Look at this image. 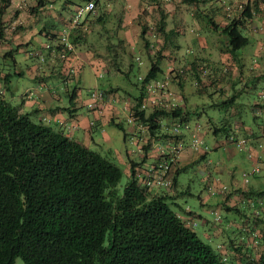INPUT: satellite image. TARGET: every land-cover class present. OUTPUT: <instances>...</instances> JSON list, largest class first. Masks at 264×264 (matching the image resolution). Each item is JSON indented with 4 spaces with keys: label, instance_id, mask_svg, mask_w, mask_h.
I'll list each match as a JSON object with an SVG mask.
<instances>
[{
    "label": "trees",
    "instance_id": "16d2710c",
    "mask_svg": "<svg viewBox=\"0 0 264 264\" xmlns=\"http://www.w3.org/2000/svg\"><path fill=\"white\" fill-rule=\"evenodd\" d=\"M53 1L36 0L35 4L30 6L29 12L37 16ZM72 1L61 0L62 6L71 4ZM147 1L155 2L161 11L159 22L155 27L146 20L140 25L141 47L146 51L150 67L145 74L137 77V82L134 84L138 91L125 92L133 101L129 108L132 110L134 124L136 122L143 124L148 135L138 136L141 137L139 140L143 139L137 149L138 156H131L130 151L126 154L127 160L123 162L128 179L121 190L117 187L122 175L117 157L110 158L102 153L101 146L99 149L90 148L76 137L66 124L40 117L37 115L39 107L30 110L21 109L23 97L16 104L11 102L9 96H14L10 85L11 76L24 73L21 69H17L19 64L16 62V53L21 45L16 43L3 53L4 57L10 60L13 69L0 74V264H14L17 256L25 264H224L225 256L217 253L193 230L195 224L192 219L193 211L188 209L184 211L186 214H180L174 211L168 202V199L174 201L176 196L189 192L187 188L180 190L178 187V175L186 167V164L180 165L179 156L188 148H184L183 144L177 159L170 165L167 171L170 176L168 186L145 184L143 180L144 171L148 167L145 163H148L150 157V146L156 143L154 150H158L162 144L164 153L168 156L167 152L171 146L176 145L178 141L185 143L184 133L179 126L185 127L184 123L190 121L192 113V110L182 105L179 99L173 102L174 104L161 102L157 106L140 108L145 100L146 84L151 80H158L154 77L157 72H164L159 64L165 57L161 49L168 44L175 30L179 32L174 27L166 28L168 14L162 10V0H141L144 10H146L144 3ZM215 1L179 0L180 3L196 6L191 13L193 20L200 22L205 15V24L224 34L226 50L236 59L235 51L249 41V37L242 32V29L253 19L254 12L259 10L264 0H246L240 10L235 7L231 12L224 7L221 8ZM108 2L109 0H94L93 10L85 12L78 25L71 29L69 38L75 45L89 43L90 47H102L103 54H111L115 71L128 78L131 60L127 67H124V57L131 59L133 54L126 45L125 39L118 37L117 42H114L111 35L107 34L103 42L101 38L103 33H97L95 30L96 23H102L113 13L107 7ZM207 3L209 9L203 10L201 5ZM9 4L10 0H0V18ZM222 9L226 16L231 13L224 23L214 18V14ZM15 11L18 12L19 9L16 8ZM52 20L42 22L39 34L44 32L43 36L46 38L60 40L59 34L62 30H57L54 23L56 20ZM87 26L91 28L88 30ZM113 31L116 33L117 30ZM92 33L96 35L93 38ZM147 33L163 36V43L160 48L155 49V52H151L152 43ZM0 34H3L2 26H0ZM194 44L198 42L195 40ZM62 45V42H58L56 49L60 51ZM45 55L44 61L40 63L50 64L49 75L63 76L60 66L62 61H57V64L50 63L47 57L48 50ZM198 61L199 59L195 57L189 63V69L195 76L205 69ZM207 62H211V59ZM137 69L139 70L138 63ZM183 73L185 68H176L175 77L179 86H182L184 81ZM47 76L35 74L36 78L44 82L47 81ZM167 78L169 79L168 74L164 78L166 82ZM71 80L69 79L59 91L68 95L70 104L56 106L68 112L75 108L73 100L80 93L76 84L70 85ZM117 89L118 87L110 85L100 90L105 93ZM7 92L8 96H6ZM181 99L183 102L185 96L183 95ZM234 100L235 95H232L224 102L228 104L227 106H231ZM83 106L87 108L86 100ZM101 106L99 104L93 111H98ZM253 107L264 109V102H254ZM91 120L92 124L89 126L93 127L94 119ZM207 121L209 131L214 136L223 133L227 143L229 136L245 138L242 144L231 142L237 147L248 144L249 159L253 160L252 157L255 156L252 167L242 172H246V175H254L261 171L258 160L262 153H254L251 145L253 140H250V137L254 139L260 134L264 135L262 129L251 130L248 131L249 133L246 131V134L240 136L238 135L240 126L237 121L234 127L225 116L219 121L209 117ZM108 122L121 128L123 138L126 139L128 132L122 119L117 120L112 116ZM176 122L179 124H175ZM188 128H191V125ZM207 131L199 123L197 134L201 141ZM192 153L193 150L190 154L191 161L195 162L206 158L207 152L203 149L197 156ZM157 159L160 160L155 155L152 161ZM255 163L259 166V171L252 172ZM234 173V170H230V174L235 177ZM220 179H216L219 180L217 185L207 186V192L218 193L221 196L217 204H221L223 208L218 210L216 216L218 215L219 219L214 218L215 222L224 227L222 222L226 218L223 212L235 209L241 213L243 216L241 218H244L242 224L245 223L247 213L243 212L239 205H243V202H247L246 199L255 196L263 198L264 188L251 191L246 187L245 180L239 187L236 178L232 182V178H229V185ZM231 187L242 192L240 199L237 200L239 208H232L235 206L227 202ZM205 221H208L207 218ZM234 247L238 251L240 246ZM263 261L264 250L260 253L257 263Z\"/></svg>",
    "mask_w": 264,
    "mask_h": 264
},
{
    "label": "rangeland",
    "instance_id": "374dc122",
    "mask_svg": "<svg viewBox=\"0 0 264 264\" xmlns=\"http://www.w3.org/2000/svg\"><path fill=\"white\" fill-rule=\"evenodd\" d=\"M86 1L73 0V3L62 6L61 0H54L37 16H34L29 12V8L35 4L36 0H10V4L5 8L0 18V26L3 28V34H0V74L13 69L10 60L5 58L3 53L16 43L21 45L16 53V62L19 64L17 69H21L24 73L19 76L14 74L11 76L10 85L14 96H9V98L12 103H18L21 96L29 94L37 82L40 88L50 90V94L59 93L69 79H72L70 85L76 84L82 94H86L90 89H103L112 85L118 89L106 91L107 94L103 102L117 105L118 111L111 109L110 114H113L111 116L117 120L126 118L129 123H133L132 110L129 108L133 101L125 91L137 92L138 88L134 84L137 82V77L145 74L150 67V60L146 51L141 47L140 25L142 21L146 20L155 27L159 22L161 11L155 2L147 1L144 3L146 6V10H144L141 0H109L107 7L110 12H113L112 15L107 16L102 23H96L95 30L97 33H103L101 35L102 40L107 34L111 35L114 42H117L118 37L125 39L126 45L133 54L131 59L124 57V67H127L131 60V71L127 78L124 74L115 71L111 54H103L104 49L102 47H90L89 43L75 45L70 40L71 29L78 25L84 14L67 31L68 42L51 40L45 36L37 39L38 29L42 22H50V20L59 17V21L66 23L64 28L66 29L74 15V9ZM245 1L216 0L215 2L221 8L224 7L231 12L235 7L240 10ZM208 5L207 3L201 6L203 10H207L209 9ZM161 7L168 14L166 28L174 27L179 32L175 30L167 42L168 44L164 49H161L165 57L160 60L159 64L164 72H157L154 77L162 81L168 74L169 79L167 78L165 93H161L164 96L160 101L169 105L179 99L182 105L184 104L192 110L190 122H198L203 129L208 130L203 140L197 143V147L192 148L189 144L192 128L179 126L185 136L184 148H188L186 150L190 152L193 150L195 154H192L196 156L203 149L207 153L206 158L195 162L191 161V156L181 159L182 165L186 164V167L178 175V187L180 190L187 188L189 192L176 196L174 201L168 199V202L171 208L180 214H186L184 211L188 209L193 211L192 219L195 222L193 230L200 238L209 243L217 253L225 256L224 264H259L260 262H257L260 259V253L264 250V197L255 196L252 199H246L247 202H243V205H239L241 210L247 213L243 224L244 218H241L243 216L240 212H223L226 218L222 222L224 230L219 232L220 225L215 222L214 218L218 210L223 207L221 204L217 205L218 193L207 192V186L210 184L217 185L219 180L216 181V179L219 178L229 185L228 171L230 170L235 171L234 174L240 187L245 180L241 172L242 170L248 171L252 167L255 156L252 157L253 160L249 159L248 144L237 147L234 143H227L223 133L214 136L209 131L207 120L212 117L215 121H219L225 116L233 124V127L237 121L240 126L238 128V135L240 136L246 134V131H261V129L264 131V109L253 107L254 102H264V3L260 5L259 10L254 12V17L249 24L242 29V32L249 37V41L235 51L236 59L232 58V55L226 50L224 34L205 24V15L200 22L193 20L191 13L196 6L180 3L179 0H162ZM16 8L19 9L18 12L15 11ZM225 14L222 9L214 14V18L224 23L226 18L231 16V13L228 16ZM90 28L87 26L88 30ZM114 29L117 30L116 33H113ZM94 35L92 38L96 36ZM147 37L152 43L151 52H155V49L160 48L163 43L162 34L147 33ZM195 40L198 44H194ZM58 42L63 43L60 51L56 49ZM45 43L48 46H45ZM47 50L50 63L57 64V61H62L60 66L64 73L63 76L51 77L49 75L50 64L40 63L44 61ZM195 57L205 68L198 76L193 75L192 70L189 69V63ZM210 59L211 62H207ZM179 67L185 68V73L182 75L184 78L182 86L178 85L175 77L176 68ZM35 74L50 76L46 77L48 83L38 77L36 78ZM26 87L27 92L22 94ZM183 95L185 100L182 102ZM232 95H235V100L231 106H227L228 104L224 100ZM6 96H8V92ZM148 97L149 93L146 89L144 101ZM57 121L65 124L62 119ZM128 128V132L135 131L136 133L128 134L126 139L123 138V130L111 122L105 125L108 137L103 139L99 133L95 135L101 146V152L110 158L117 157L120 161L122 175L117 183L119 190L123 188L128 179L124 164L127 160L126 154L130 151L131 156H138L137 149L143 141V139L139 140L141 137L136 136L137 132L140 135H148L146 128L140 122L133 123L132 127ZM263 138L264 135L261 134L254 139L252 136L250 137V140H253L251 145L254 153H262L258 160L261 171L254 175H247V180H245L247 183L257 180L255 186L260 188H264ZM260 142H262L261 145ZM155 148L156 143H153V146L149 148L148 162H151L157 155ZM220 167L224 169L222 177L219 173ZM229 192H231L229 196L235 198L233 205L235 208H239L237 200L240 199L239 196L242 192L233 187ZM206 218L207 222L205 221ZM229 220L234 221L231 223ZM235 245L240 246L238 251L235 250V247L233 248ZM14 264H25V262L17 256ZM260 264H264V261Z\"/></svg>",
    "mask_w": 264,
    "mask_h": 264
},
{
    "label": "crops",
    "instance_id": "0c3cea01",
    "mask_svg": "<svg viewBox=\"0 0 264 264\" xmlns=\"http://www.w3.org/2000/svg\"><path fill=\"white\" fill-rule=\"evenodd\" d=\"M59 17L55 18V28L58 30H62L66 27V23L59 21ZM53 21V20H50ZM40 30V28L38 29ZM39 34V32H38ZM44 32L39 34L37 39H39V37L43 36ZM258 52V51H257ZM37 81V80H36ZM39 83L37 82L34 86V88L32 89V91L29 92V94H25L21 97H23V105L21 107V109L23 110H30L34 107H39V115L40 117H46L48 119H50L51 121H56L58 119H62L67 128L69 130H71L73 132L74 135H76V137H78L82 142H84L87 146H89L90 148L93 149H99L100 145L96 140L95 135L97 133H99V135H101V138H106L108 137L107 131L105 129V125L108 123L109 118H111L113 114L111 113V109L112 111H118V107L116 104H111L108 103L106 101L101 102V111H93V110H86L87 108L85 106H83V103L85 102V100L87 99V95L86 94H82L79 93V95L73 100L74 103V109L71 112H68L67 110H62V108H56V106H66L68 104H70L69 99H68V95H66L65 92H59L56 94H50V90H46L43 88H40ZM30 89V88H29ZM27 87L22 91V94L27 92ZM72 104V103H71ZM73 105V104H72ZM54 109V110H51ZM94 119V124L95 126L90 127L89 126V120ZM124 122V126L128 132L129 128L128 127H132V124L134 123H129L127 121L126 118L122 119ZM93 131V132H92ZM136 132L134 131H130L128 132V134H135ZM140 133L136 134V136H139ZM140 154V153H139ZM191 154V152L189 150H185V152H183L179 157H180V165L182 166V158L185 157H189ZM146 162V161H145ZM144 162V163H145ZM219 173L221 174V177L223 176L224 173V169H222V167H220L219 169ZM228 175L229 178L231 179V182L233 180H236L234 177V175L232 176V174H230V171H228ZM232 176V177H230ZM257 180H254V182L252 183H247L246 187L253 191V190H261L263 188L260 187H256L255 183H257ZM221 198V196H219V199ZM218 199V200H219ZM235 198H233L232 196H229L228 198V203L229 205H233L235 200ZM217 200V202H218ZM219 205V204H217ZM234 206V205H233ZM235 208V207H232ZM232 211L234 212L235 209H229L228 213ZM239 212V211H236ZM224 227L220 226L219 227V232L223 231ZM218 232V233H219Z\"/></svg>",
    "mask_w": 264,
    "mask_h": 264
},
{
    "label": "built area",
    "instance_id": "2783aa9c",
    "mask_svg": "<svg viewBox=\"0 0 264 264\" xmlns=\"http://www.w3.org/2000/svg\"><path fill=\"white\" fill-rule=\"evenodd\" d=\"M94 6V0H87L84 4L78 5L74 9V15L71 18V24L69 23L68 27L66 29H63L60 34V41H67V31L72 27V25L76 22H78L82 15L85 14V12L92 10ZM68 44V43H67ZM45 46H48L47 43H45ZM70 47V45H69ZM165 80H155V81H150L146 84V89L147 92L149 93L148 99L146 101H143L140 105V108L147 107L149 105L150 107L152 106H157L161 103L160 99L164 96L161 95V93H165ZM156 92V94H153ZM264 93V91H263ZM161 95V96H160ZM105 97V93L100 90V89H90L87 92V99H86V106L88 109L93 110L94 108L98 107L101 102H103ZM174 104V103H172ZM98 111H101L98 109ZM89 124H92V120H89ZM175 124H179L176 122ZM185 128H188L191 125L192 128V133H191V144L190 146L192 147H197V143L201 141L200 136L197 134L198 131V122L191 123L190 121H187L184 123ZM228 142H235L237 144H242L245 142L244 137H238L234 138L233 136H229L227 139ZM183 144L181 141H178L176 145H173L170 147L168 150L167 154H165L163 146H159L158 150H156L157 155L156 157L160 158V160H155L152 162L145 163L148 165L147 169L144 171L145 172V179H143L145 184H163L164 186H168L170 184V176L168 175L167 171L170 167V165L175 162V160L178 157V153L183 149ZM259 171V166L256 165V163L253 165L252 172H257ZM251 172V173H252ZM243 176L245 177V180H247V173L242 172ZM216 219H219L218 215L215 217Z\"/></svg>",
    "mask_w": 264,
    "mask_h": 264
}]
</instances>
